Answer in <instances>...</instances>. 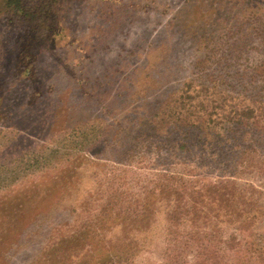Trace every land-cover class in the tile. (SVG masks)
<instances>
[{"label": "rangeland", "instance_id": "1", "mask_svg": "<svg viewBox=\"0 0 264 264\" xmlns=\"http://www.w3.org/2000/svg\"><path fill=\"white\" fill-rule=\"evenodd\" d=\"M190 3L52 0L46 10L47 29L34 32L14 23L15 13L6 9V0H0V234L4 236L0 251L5 253L6 248L8 264H57V253L72 246L81 229L79 216L83 219L97 213L98 204L111 194L132 200L150 189L154 174L158 175L161 168L170 170L159 163H133L125 169L117 165V129L110 126L116 124L113 120L128 119L130 111L140 115L143 105L154 100L159 90L161 104L177 88L197 82L192 66L197 57L194 41L178 31L166 30V23ZM216 85L212 88L219 90ZM211 93L209 89L205 94L222 104L221 94H213L215 98ZM68 114L91 120L97 137L106 138L107 145L113 147L82 167L79 160L85 155L90 158L88 151L77 153L72 149L70 161L61 160L67 132L73 128ZM71 147L83 148V142ZM215 157V169L207 171V178L226 170L230 180L242 189L256 188L260 194L252 198L262 208L258 218L247 220L251 225L245 228L264 231L262 159H254L252 169L256 171L239 168L233 174L230 163L236 162ZM66 165L69 169L65 173ZM108 172L112 173L110 177ZM204 173L203 169L186 171L182 186L188 189L197 184ZM240 189L237 187V192ZM83 200L91 204L81 207ZM17 215V223L7 227L2 224ZM153 218L146 232V246L135 264H166L164 208L157 205ZM187 222L188 217L182 218L177 229L185 233ZM222 230L226 237L228 229L223 225ZM213 231L220 232L217 228ZM108 236L118 238L111 233ZM183 260L185 264L192 262L191 256ZM71 261L69 264H78L81 257H71Z\"/></svg>", "mask_w": 264, "mask_h": 264}, {"label": "trees", "instance_id": "2", "mask_svg": "<svg viewBox=\"0 0 264 264\" xmlns=\"http://www.w3.org/2000/svg\"><path fill=\"white\" fill-rule=\"evenodd\" d=\"M50 2L6 0V9L15 13L14 23L19 27L43 32L48 27L46 10ZM261 3L264 0H191L166 23L168 32L178 31L194 41L197 57L192 66L197 82L177 88L161 104L159 90L154 100L143 105L140 115L130 111L128 119L113 120L116 124L110 127L117 129L114 133L118 139L122 136L116 138L117 165L125 169L133 163H159L161 167L168 165L170 170L161 168L158 175L154 174L150 189L136 194L132 200L111 194L98 204L97 213L83 219L79 216L81 229L72 246L63 253L56 252L60 258L57 264H69L71 257H81L78 264H135L146 246V232L154 221L157 205L164 208L167 224L164 263L185 264L183 258L191 256V264H264V231L245 228L251 225L248 219L258 218L262 206L253 201L252 195L260 193L254 187L242 189L230 180L226 170L207 178L215 169L212 166L215 156L236 162V165L230 163L233 174L239 168L256 171L252 169L255 158L262 159L264 166V6ZM242 61L246 63L243 65ZM213 85L219 90L212 88ZM209 89L212 97L221 94L222 104L208 98L205 93ZM70 118L73 128L67 132L66 152L61 160L68 163L72 149L77 153L88 151L90 158L85 155L79 160L82 167L113 147L107 145L106 138L97 137L96 126H90L91 120ZM79 141L83 142V148L71 147ZM194 159L196 163L192 162ZM64 168L66 173L69 166ZM197 169H203L205 177L184 188L186 171L195 173ZM108 173L110 177L112 173ZM90 204L85 202L81 207ZM186 217L184 233L177 226ZM15 218L2 224L13 225L19 220L18 215ZM223 225L228 229L226 233L229 231L226 237L222 236ZM215 228L220 232L215 233ZM110 233L118 238L109 239ZM3 237L1 233L2 242ZM4 251H0V264L9 262L6 248Z\"/></svg>", "mask_w": 264, "mask_h": 264}]
</instances>
